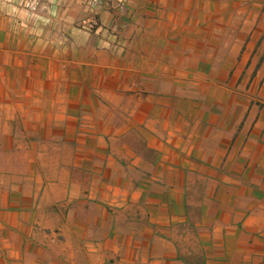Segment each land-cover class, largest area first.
<instances>
[{
  "label": "crops",
  "instance_id": "crops-1",
  "mask_svg": "<svg viewBox=\"0 0 264 264\" xmlns=\"http://www.w3.org/2000/svg\"><path fill=\"white\" fill-rule=\"evenodd\" d=\"M101 13L59 45L0 16V264H264V108L226 85L264 0Z\"/></svg>",
  "mask_w": 264,
  "mask_h": 264
},
{
  "label": "rangeland",
  "instance_id": "rangeland-1",
  "mask_svg": "<svg viewBox=\"0 0 264 264\" xmlns=\"http://www.w3.org/2000/svg\"><path fill=\"white\" fill-rule=\"evenodd\" d=\"M110 3L112 0H0V16L22 22L25 32L45 28L46 36H55L57 43L65 37H71L72 42L91 43L101 28V12ZM263 65V61H251L248 76L228 77L226 85H231L230 100L235 106L241 107L245 102L249 111L253 106L264 108V76L256 74ZM220 97L216 100H227Z\"/></svg>",
  "mask_w": 264,
  "mask_h": 264
}]
</instances>
